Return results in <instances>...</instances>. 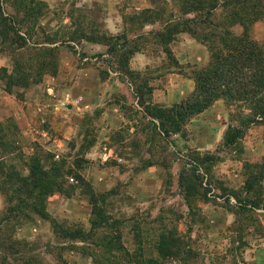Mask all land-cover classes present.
I'll list each match as a JSON object with an SVG mask.
<instances>
[{"label":"rangeland","instance_id":"rangeland-1","mask_svg":"<svg viewBox=\"0 0 264 264\" xmlns=\"http://www.w3.org/2000/svg\"><path fill=\"white\" fill-rule=\"evenodd\" d=\"M226 44L264 57V0H0L1 77L43 128L46 119L86 124L82 140L68 134L51 154L59 170L46 174L40 206L0 196V264H264V120L237 84L219 78L221 67H239L236 55L211 65L230 53ZM199 45L209 56L201 64L189 49ZM137 54L148 61L139 75L130 67ZM205 69L212 94L226 93L215 100L219 120L207 118L217 126L165 136L191 96L167 106L155 90L179 85L175 73L197 80ZM109 81L130 94L105 95ZM69 95L86 105L69 111ZM119 107L131 123L115 120ZM229 134L237 139L228 145ZM0 178L10 185L1 170ZM68 198L93 204L92 228L89 208L75 216ZM39 215L55 221L56 235Z\"/></svg>","mask_w":264,"mask_h":264},{"label":"crops","instance_id":"crops-1","mask_svg":"<svg viewBox=\"0 0 264 264\" xmlns=\"http://www.w3.org/2000/svg\"><path fill=\"white\" fill-rule=\"evenodd\" d=\"M190 47L189 49L191 52V57L195 60L196 63L201 64L203 58L206 57L207 59H209L207 50L204 46L199 45L197 47ZM146 64H148V61L145 56L143 57V55L141 56L139 54L133 56L130 64L131 74H142L143 68L147 67ZM3 70L6 69L0 66V170L2 171L3 175H6L8 179H10V185L6 183L0 185V196L5 198V201H8L9 204H12L11 198L16 186L22 180H27L28 182H30V184L23 189L24 196L25 198H27V202L30 205L40 206L39 204L42 203V201L40 200V198L42 197V195H40L42 193V188L39 186H37L36 188V186L33 184L35 182L34 177L39 173L44 176H46V174H58L57 169L53 170L49 166V161L51 160L50 158L53 156L51 154H53V152H55L57 149L63 147L64 141L62 140H68V138L72 136L74 138L78 137L82 140L85 136L84 127L86 124L75 123L70 118L69 120L63 119L62 121L46 119L42 122L45 125V128H43V125L34 118V115L36 114V112H38L37 109L32 103L19 101L18 91L15 88H10L9 86V78L1 77V75L3 76ZM6 72L8 71L6 70ZM5 75L6 74L4 73V76ZM174 75L179 77V85L173 84V87L169 89L168 93L161 90H155L156 93L161 92L163 94L162 99L164 100H158L157 104H163L164 102H166L167 106H170L169 100H171L172 102L175 98H180V100L182 101L185 98L187 99V97L191 96L196 91V76H194V78L192 79L184 75L181 76L178 73H175ZM111 83L112 82L109 81V86L105 88V95H113V92H117L118 90H121V92L127 94V96L130 94V90H128L127 87L122 84V82L119 83L120 86L118 87L111 86ZM94 91H92V94L94 93L95 97L98 96L100 90L97 88L96 90L94 89ZM171 92L174 96L171 95ZM68 97L71 98V104L67 105L69 111H76L78 107H81L80 105H86L85 103H81L82 97H76L77 99L75 100H73L70 95ZM219 106L220 103H216L212 111H208L206 109L203 112L197 114V118H190L186 122L182 131L173 134H175V136H181L182 133L187 132L188 126L190 129L196 126H200V128L202 129V132H200V134H205L206 130H211L213 132L214 127L217 126V124H213L214 127L212 129L208 128L207 124L209 123L207 121V118L212 116V120L214 119L213 122H215V120H219ZM40 110H43V108ZM115 111H117L119 114V116H116L117 119L115 117V120H119V122L121 123L126 122V124L131 123V121L126 120L125 117L120 114V111H122L121 107L116 108ZM90 122L91 121L88 119L87 124H90ZM189 123L190 125H188ZM10 129L12 131L14 130L16 133L14 135L13 133L11 134ZM54 130L60 131L61 138H58L57 135H55ZM68 134H71L70 137H68ZM181 142L183 148L185 149L190 146L184 139H181ZM29 146H31V148H29ZM90 149H92V146L88 147L86 153H89ZM56 158L60 159V154H56ZM20 163L23 165V168L20 167ZM2 181L3 178H0V183ZM53 195L59 198L62 194L60 192H55ZM82 205L84 207H88L90 210L87 222L90 225V228H92L94 209L91 202H79L77 199L68 198L66 203L68 210L71 211L75 216L78 210H83L84 207L82 208ZM37 217L38 218H36V221H38L41 225L45 222L51 223V221L55 223L54 220L48 221L47 217L45 218L41 215ZM51 225L53 229L51 230V233L53 231V233L56 235L58 225H53L52 223ZM28 226L30 227V230L33 229L34 231H38L36 230V227L33 226V224L30 223L28 224ZM77 232H79L78 227Z\"/></svg>","mask_w":264,"mask_h":264},{"label":"trees","instance_id":"trees-1","mask_svg":"<svg viewBox=\"0 0 264 264\" xmlns=\"http://www.w3.org/2000/svg\"><path fill=\"white\" fill-rule=\"evenodd\" d=\"M242 42L244 41H248L249 43H251L252 41H250V39L244 38L242 37L241 40ZM237 41V42H240ZM236 42V40H235ZM252 44V43H251ZM255 44V43H254ZM240 46V45H238ZM226 47L229 48L230 53H226V55L224 57H217L215 58L212 62L211 65H215L218 69V63L220 62V60L223 59H227V58H231L233 56L236 55L237 59L235 64H232V66L236 67L239 66L236 71L234 72H229L223 71L222 67L220 69V73L219 74V78L220 80L223 79V77H227L230 78L233 83L237 84L236 86H238V90L236 91L237 94H243L247 97H249V102L251 101L254 106L255 109L258 112V115L264 120V74L259 76L260 74L253 72L252 70L257 69L259 67H263L264 66V57H262L260 54H255L254 51H248L247 49H245V47H242L241 49H238L237 47L233 46V45H229L226 44ZM241 47V46H240ZM250 64L253 67L247 65ZM206 71L207 69H205L203 72H201L200 74L197 75V89L194 92V94L191 95V98H193V96L197 97L198 96V100L189 104V99L184 102L183 104H181L179 107H177L176 109H178L177 111V116H176V120L178 122L177 128L175 127L177 125V123H171V127L174 130H170V131H165L164 135L169 137L171 136V134L173 133H178L181 131V120H185L187 118H192L195 114H199L201 112H203L204 110H206L211 104H213L215 102V100H218L221 96H225L226 93H224L223 91H221L220 94L218 95H213L211 89L209 88V84H208V79L206 77ZM223 72V73H222ZM264 72V69H263ZM261 78V79H259ZM259 79V80H258ZM256 85L258 87H256V89L254 91H247L244 90L245 87L249 86V85ZM10 86V84H9ZM225 88V85L221 84L220 88ZM253 89V87H252ZM244 90V91H243ZM241 97V96H239ZM169 112V111H167ZM170 112H172L170 110ZM189 119L185 120L188 121ZM164 126H161V129ZM237 138L235 136H228L227 138V144H233L235 142ZM59 169H57L58 171ZM35 182L33 183L36 188L37 186L41 187L42 189H44V187L46 186V176L42 175L41 173L37 174L35 177ZM43 181V182H42ZM33 182V181H31ZM30 182H28L27 180H22L21 182L18 183V185L16 186L14 193L12 195V197L14 196V194H20L21 196H24V191L23 189L27 187V185H29ZM56 187L55 182L53 183ZM47 189L49 188V186H46ZM25 197V196H24ZM22 202L21 203H25L27 201V198L25 199H21Z\"/></svg>","mask_w":264,"mask_h":264},{"label":"built area","instance_id":"built-area-1","mask_svg":"<svg viewBox=\"0 0 264 264\" xmlns=\"http://www.w3.org/2000/svg\"><path fill=\"white\" fill-rule=\"evenodd\" d=\"M70 101H71V98H70V97H67V100L64 102V105H66L67 102L70 103ZM109 157H110V155H108V153H105V154H104V158H105V160L109 159ZM119 161H120V162H123V159H119ZM71 181L74 182V179H71Z\"/></svg>","mask_w":264,"mask_h":264},{"label":"water","instance_id":"water-1","mask_svg":"<svg viewBox=\"0 0 264 264\" xmlns=\"http://www.w3.org/2000/svg\"><path fill=\"white\" fill-rule=\"evenodd\" d=\"M69 108H71V107H69Z\"/></svg>","mask_w":264,"mask_h":264}]
</instances>
